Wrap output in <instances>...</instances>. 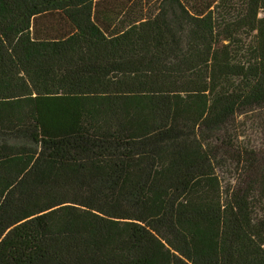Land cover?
Listing matches in <instances>:
<instances>
[{
  "label": "trees",
  "instance_id": "obj_1",
  "mask_svg": "<svg viewBox=\"0 0 264 264\" xmlns=\"http://www.w3.org/2000/svg\"><path fill=\"white\" fill-rule=\"evenodd\" d=\"M245 129L264 0H0V264H264Z\"/></svg>",
  "mask_w": 264,
  "mask_h": 264
},
{
  "label": "rangeland",
  "instance_id": "obj_2",
  "mask_svg": "<svg viewBox=\"0 0 264 264\" xmlns=\"http://www.w3.org/2000/svg\"><path fill=\"white\" fill-rule=\"evenodd\" d=\"M245 130H246V137L253 135L254 141H263L264 142V135H262L257 130L255 132H253V131L251 132V130L248 131L247 129H245ZM261 147H262V150L264 151V145ZM219 172H220V175H222L224 191H227V189L229 187H233V185L236 186L239 179H234L233 178L234 175L232 176L230 173H226V171H223V169H220Z\"/></svg>",
  "mask_w": 264,
  "mask_h": 264
}]
</instances>
